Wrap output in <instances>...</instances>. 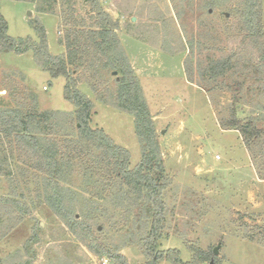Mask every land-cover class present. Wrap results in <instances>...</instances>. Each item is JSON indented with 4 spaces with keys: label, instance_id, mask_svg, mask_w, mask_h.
Segmentation results:
<instances>
[{
    "label": "rangeland",
    "instance_id": "obj_1",
    "mask_svg": "<svg viewBox=\"0 0 264 264\" xmlns=\"http://www.w3.org/2000/svg\"><path fill=\"white\" fill-rule=\"evenodd\" d=\"M246 1L99 0L118 26L119 48L157 133L166 173L159 249L179 250L185 264H264V193L253 189L262 186L252 183L247 154L264 177V137L249 144L239 130L224 128L236 112L242 125L264 129V60L246 31ZM0 8L9 36L40 45L43 28L49 52L62 59L67 30L98 29V14L86 0H0ZM227 60L231 66L216 76ZM82 66L70 69L80 80L77 89L93 103L91 127L127 149L135 170L142 143L136 118L118 106L121 76L105 62L93 70L97 78ZM66 84L65 78H52L33 51L0 48V111L50 114L52 134L76 137V110L65 99ZM4 143L0 197L10 210L1 211L6 217L0 219V264H123L119 255L127 264L150 263L143 241L151 219L134 220L129 206L137 197L131 189L111 187L101 194L103 187L76 170L53 190L58 200H52L45 177L19 162L14 143ZM119 189L131 196L123 198Z\"/></svg>",
    "mask_w": 264,
    "mask_h": 264
},
{
    "label": "trees",
    "instance_id": "obj_2",
    "mask_svg": "<svg viewBox=\"0 0 264 264\" xmlns=\"http://www.w3.org/2000/svg\"><path fill=\"white\" fill-rule=\"evenodd\" d=\"M86 1L93 3V10L98 14L99 22L96 25L98 29L67 30L64 39L68 50L66 59L51 55L43 28L40 45L32 38L25 40L9 36L8 22L0 8V48L16 50L20 54L33 51L40 59V65L52 78L66 79L64 95L65 99L75 107L78 128L76 137L69 134L60 137L52 134L53 123L50 114L29 111L23 117L13 111H0V146L5 144L4 140L17 146L19 162L45 177L50 192L48 197L52 200H58L53 190L59 189L60 183L66 182L65 178L71 177L76 170L79 174L81 172L87 181L95 182L97 187H103L101 194H105L107 188L128 187L137 197L129 206L130 212L134 209V220L148 222L151 219V228L143 241L145 255L150 260L149 264H158L161 261L185 264L181 260L179 250L159 249L166 207L164 203L166 173L151 113L144 102L133 69L119 48L116 22L101 7L99 0ZM263 4L264 0L246 1V31L250 32L248 36L255 37V44L264 60L261 42L263 26L260 25L261 21H258L262 15ZM177 16L178 19L182 18L181 14L177 13ZM91 58L92 61H89ZM103 62L106 63V67L112 68L121 76L117 95L119 109L136 118V130L142 143L143 157L135 170L130 169L131 154L127 149L118 146L103 130L91 127L93 103L77 89L80 80L73 77L76 69L74 71L70 69L79 68L78 66L83 64L84 67L81 68H85L86 65L89 70H98V65ZM230 66L229 60L222 62L215 69L218 73L216 76L225 74ZM208 72L210 73L207 71L206 74ZM97 77V71H93V78ZM235 115L236 112L233 114V121L224 124L225 129L239 130L249 144L264 137V129L258 128L252 122L242 125ZM3 160L7 159H0V162L2 163ZM3 174L0 169V177ZM119 190L123 198L131 196L130 191ZM89 194L92 192L90 191ZM138 200H142L143 204L139 205ZM9 206L7 199L0 197V219L6 217L1 211H9ZM60 209L63 212L66 210L62 204ZM136 211L142 215H136ZM70 215L71 220L76 222V225L79 224L78 216L71 213ZM103 254L108 255V252ZM203 257L207 261L210 256L204 254ZM119 259L123 260V264H127L123 255H119Z\"/></svg>",
    "mask_w": 264,
    "mask_h": 264
},
{
    "label": "crops",
    "instance_id": "obj_3",
    "mask_svg": "<svg viewBox=\"0 0 264 264\" xmlns=\"http://www.w3.org/2000/svg\"><path fill=\"white\" fill-rule=\"evenodd\" d=\"M248 156H249V160H250V169H251V173L254 175V178H252V183L254 185L256 184H261L262 187H253V189H261L262 193H264V177H260L259 173L257 174V170L255 169V161L251 155L250 152H247ZM251 192H254V190Z\"/></svg>",
    "mask_w": 264,
    "mask_h": 264
},
{
    "label": "water",
    "instance_id": "obj_4",
    "mask_svg": "<svg viewBox=\"0 0 264 264\" xmlns=\"http://www.w3.org/2000/svg\"><path fill=\"white\" fill-rule=\"evenodd\" d=\"M134 20H135V19H134ZM218 253H219L218 248H216V249L214 250V254H215V255H218Z\"/></svg>",
    "mask_w": 264,
    "mask_h": 264
}]
</instances>
